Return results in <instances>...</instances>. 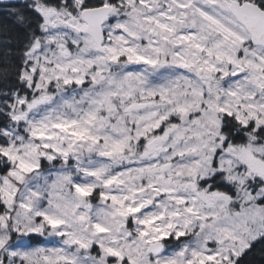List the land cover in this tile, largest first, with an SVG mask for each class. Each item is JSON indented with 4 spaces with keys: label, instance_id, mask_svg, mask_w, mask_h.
Instances as JSON below:
<instances>
[{
    "label": "snow or ice",
    "instance_id": "obj_1",
    "mask_svg": "<svg viewBox=\"0 0 264 264\" xmlns=\"http://www.w3.org/2000/svg\"><path fill=\"white\" fill-rule=\"evenodd\" d=\"M0 264H264V0H0Z\"/></svg>",
    "mask_w": 264,
    "mask_h": 264
}]
</instances>
